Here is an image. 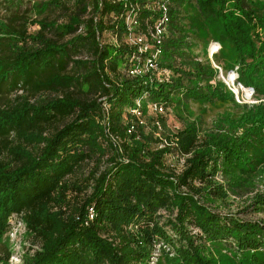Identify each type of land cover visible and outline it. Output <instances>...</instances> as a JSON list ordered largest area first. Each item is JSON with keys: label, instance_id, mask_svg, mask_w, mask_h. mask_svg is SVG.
<instances>
[{"label": "trees", "instance_id": "1", "mask_svg": "<svg viewBox=\"0 0 264 264\" xmlns=\"http://www.w3.org/2000/svg\"><path fill=\"white\" fill-rule=\"evenodd\" d=\"M28 2L0 0L6 12L0 17V234L11 215L23 221L39 244L23 264H146L159 241L171 252L167 264H213L203 257L202 244L220 247L224 241L243 264H264L263 222L199 201L202 194L225 191L213 181L217 173L232 192L264 160V100L236 103L204 51L209 39L217 41L212 59L222 72L236 66V81L263 97L264 4L172 0L161 62L173 77L153 89L117 73L124 46L98 45L96 33L112 28L107 13L115 6L103 3L93 21L95 0ZM194 43L201 61L194 59ZM143 92L181 121L171 135L188 155L177 174L164 169L163 150H148L150 135L142 126L126 133L134 122L126 108ZM100 96L115 146L100 123ZM222 96L244 110L233 128L199 138L200 118L184 119L186 107ZM106 150L112 152L109 168H90ZM259 197L245 210L263 204ZM87 207L93 218L83 224ZM161 211L168 214L162 220ZM132 222L139 223L138 234L126 229Z\"/></svg>", "mask_w": 264, "mask_h": 264}, {"label": "rangeland", "instance_id": "2", "mask_svg": "<svg viewBox=\"0 0 264 264\" xmlns=\"http://www.w3.org/2000/svg\"><path fill=\"white\" fill-rule=\"evenodd\" d=\"M29 1V2H28ZM37 1L42 0H16V3L22 5H27L26 2L30 5H34ZM264 4V0L260 1L259 4ZM6 12L0 7V17ZM35 13V11H33ZM32 13V15H33ZM55 14L52 15L51 18H56ZM35 26L30 28V31L35 29ZM262 30V29H260ZM212 39H209L210 41ZM207 41V43H208ZM214 41V40H213ZM187 42H192L189 38ZM193 52H197V56L202 60L203 56L199 54L200 47L197 43H194ZM207 45V44H206ZM206 47V46H205ZM205 49V48H204ZM221 55V53H220ZM196 56V57H197ZM222 56V55H221ZM162 60V55L160 57ZM228 71V70H227ZM236 72V71H235ZM234 81V74L229 73L227 82L230 84ZM227 88V87H226ZM222 99H219V102H211L210 104H196L189 103L186 107L187 112L184 113L183 118L187 120H194L200 118L197 123V135L201 138L205 133L210 130H214L215 128H224L231 129L235 126L234 121L239 116V114L244 110V108L235 105L229 99H225L222 96ZM234 98V96H233ZM252 99L254 100H264V96H256L252 94ZM235 100V99H234ZM236 102V100H235ZM236 103H247L249 102H236ZM146 100L141 99L140 105L143 108L141 116H139V124L142 126L144 133H148L150 135V140L148 150L154 151L161 149V163L166 170H170L174 174V168L179 169V163L181 159L177 156L183 154L180 150L179 146L176 144V138L174 137L173 131L175 129L173 127H181L180 119L174 114L173 109H169L166 111L165 115L159 116L154 113L149 112L145 109ZM160 117L161 119L160 122ZM158 120L159 126L156 127L153 122ZM102 122V120H101ZM105 133L113 141L115 146V139L110 135L107 127ZM239 131V129H238ZM133 133V132H132ZM112 152L110 150H106L104 155L101 157V160L98 162L94 161L89 162L88 166L95 167L97 164V171H101L105 168H109V163L106 158L108 155H111ZM176 155V156H175ZM187 156L188 154H184ZM96 162V163H95ZM253 175L247 179V184L243 183L241 187L235 188L232 192L226 188V180H224L219 173L214 176L213 181L222 186L225 191L221 196H208L207 194H202L199 196V201L207 205L208 207L219 211L220 213H231L237 215L240 218L258 220L264 223V203L263 204H255L248 206L250 209H246V205L249 204L253 199H259V196H264V160L257 166L256 169L253 170ZM234 180H237L239 177L232 176ZM228 181H230L228 179ZM244 189V190H243ZM242 190V191H241ZM256 195V197H254ZM255 204V205H254ZM258 207V208H257ZM88 208V207H87ZM86 208V210H87ZM161 217L160 220L165 218L168 214L164 211L158 213ZM9 226L8 228L0 234V256L6 257V259H2L3 261L0 264H23L24 257L30 255L35 249L38 248L39 244L36 240H34L30 233L26 230L23 221L18 216H11L8 218ZM139 223H137V226ZM163 228H167L164 226ZM129 231V230H128ZM139 226L136 228L135 232H131L134 234H138ZM191 233L199 234L198 230L195 228L191 229ZM160 242V241H159ZM222 244V242H221ZM203 250L202 255L206 259H210L213 264H243L241 259H238L237 256H234L233 249L229 248L228 245L232 247V245L228 241H224L220 247H214L209 245L208 243L202 244ZM154 252L156 253L157 260L154 264H167L164 257H172L170 250H166L162 246H156ZM174 258H172V262Z\"/></svg>", "mask_w": 264, "mask_h": 264}, {"label": "built area", "instance_id": "3", "mask_svg": "<svg viewBox=\"0 0 264 264\" xmlns=\"http://www.w3.org/2000/svg\"><path fill=\"white\" fill-rule=\"evenodd\" d=\"M95 1L97 12L92 16L93 21H96L98 18L103 3L115 6L113 11L107 13V18L110 19L112 28L96 33V39L99 46L110 44L114 48H119L120 46L125 47V51L121 55V62L117 67V73L128 78H138L142 85H147L153 89H156L160 84H169L173 77V71L167 65L162 64L160 57L163 51V43L168 36L169 7L172 0ZM219 47L220 45L217 41L210 40L204 49L205 58L208 60L210 67L216 72V78L233 93L236 102H257L258 100L252 99V88L243 87L236 81V66L226 72H222L220 66L213 61L212 55L218 52ZM195 54L196 56L198 55L197 52ZM194 59L201 61L198 56ZM174 60L175 63L178 62L176 57ZM229 73L234 74V81L230 84L227 83ZM102 83L103 86H108V82L105 80ZM244 89L247 90L248 95H245ZM141 99L146 100L145 109L155 115H165L166 111L170 109L159 100L151 101L148 98L147 92H143L139 97H134L131 106L126 108V112L134 119V122L131 121L126 127V133L128 134L134 132V126L139 124V116H141L143 110L140 105ZM98 100L101 102L102 107L100 123L103 128H106L108 122L107 105L103 96H100ZM153 124L158 127V120L156 119ZM173 128L177 129V127ZM177 157L181 161L179 163V169L176 167L173 169L175 173L183 169L184 158L186 156L180 154ZM11 216L15 217V215ZM92 218V208L88 207L83 224H86ZM138 226L136 222H132L127 225L126 229L135 232ZM155 244L157 247L162 246L166 250H169V247L162 242L154 243L146 264H154L157 259L156 253L154 252Z\"/></svg>", "mask_w": 264, "mask_h": 264}, {"label": "bare ground", "instance_id": "4", "mask_svg": "<svg viewBox=\"0 0 264 264\" xmlns=\"http://www.w3.org/2000/svg\"><path fill=\"white\" fill-rule=\"evenodd\" d=\"M228 83V82H227ZM244 91H245V95H248V92H247V90L246 89H244Z\"/></svg>", "mask_w": 264, "mask_h": 264}, {"label": "water", "instance_id": "5", "mask_svg": "<svg viewBox=\"0 0 264 264\" xmlns=\"http://www.w3.org/2000/svg\"><path fill=\"white\" fill-rule=\"evenodd\" d=\"M250 89V87H248Z\"/></svg>", "mask_w": 264, "mask_h": 264}]
</instances>
